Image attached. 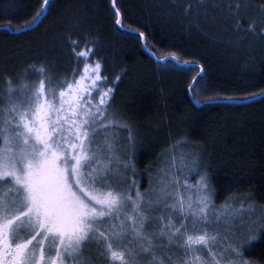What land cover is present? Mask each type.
<instances>
[{
	"label": "snow or ice",
	"instance_id": "snow-or-ice-1",
	"mask_svg": "<svg viewBox=\"0 0 264 264\" xmlns=\"http://www.w3.org/2000/svg\"><path fill=\"white\" fill-rule=\"evenodd\" d=\"M48 4L42 0L24 24L2 27L31 31L47 15ZM118 5L110 0L114 25L123 28ZM247 6L220 0L214 7L225 28L251 33L260 28L264 35V3L259 22L252 17L241 29L238 17ZM183 7L187 18L198 16L206 4L188 0ZM139 37L146 39L143 32ZM65 42L77 59H91L95 40L85 39L81 47L68 27ZM176 58L170 53L156 60L166 65ZM184 64L199 68L189 91L203 88L202 66ZM27 71L38 79L18 77L22 83L14 86L11 75L0 74L6 84L0 95V264H253L243 251L256 239L250 233H264V215L245 225L250 196L238 208L215 206L200 153L182 154L183 180L173 174V158L140 189L132 162L136 139L128 124L121 125L120 113L109 111L114 93L101 76V60L73 68L71 77L53 79L43 63ZM252 95L264 99V88ZM118 126L128 132L123 147L109 132ZM197 172L195 184H189L188 173Z\"/></svg>",
	"mask_w": 264,
	"mask_h": 264
},
{
	"label": "trees",
	"instance_id": "trees-1",
	"mask_svg": "<svg viewBox=\"0 0 264 264\" xmlns=\"http://www.w3.org/2000/svg\"><path fill=\"white\" fill-rule=\"evenodd\" d=\"M41 2L0 0V74L11 75L15 86L22 83L18 77L38 79L27 71L30 65L45 64L57 79L101 60V76L114 93L109 111L119 112L137 137L133 160L143 186L165 152L187 157L198 152L217 204L240 205L250 196L244 206L264 215V99L252 95L264 88L260 28L255 33L225 28L214 7L220 0H205L199 15L187 18L183 6L188 0H119L123 28L114 25L110 0H49L47 15L31 31L2 27L29 21ZM245 2L238 17L241 29L252 17L259 22L264 0ZM68 27L81 47L85 39L96 41L91 59L71 54ZM170 53L177 57L170 63L156 60ZM185 61L202 66L203 88L189 91L199 68L188 70ZM5 91L0 78V95ZM254 236L244 256L264 264V233L257 229Z\"/></svg>",
	"mask_w": 264,
	"mask_h": 264
},
{
	"label": "rangeland",
	"instance_id": "rangeland-1",
	"mask_svg": "<svg viewBox=\"0 0 264 264\" xmlns=\"http://www.w3.org/2000/svg\"><path fill=\"white\" fill-rule=\"evenodd\" d=\"M124 124L123 121H121V125ZM132 129V128H131ZM133 131V129H132ZM109 132L111 133H114L115 136H116V139L118 141V147H123V144H124V141H125V138L128 136V132L126 130H121V127L118 126L116 128H113V129H109ZM133 134L135 136V139H136V144H137V137L133 131ZM136 147V146H135ZM134 152H135V149H134ZM134 154V153H133ZM182 154L185 158H187V156L184 154V153H176L174 155H171L169 156V153L168 155H164L162 157V163H158L155 170H153L150 174H146L147 175V184L145 186H143L141 184V180H140V177L138 175V180H140V183H139V187L141 190H144V189H147L149 187V182H150V178H154V177H157L158 176V170L161 169L162 167H166L167 166V163L170 162L173 158L175 159V162H176V168L175 170L173 171V174L174 175H177V176H180L181 180H183L185 177L181 174V169L179 167L180 165V160L182 158ZM132 162L134 163V160L132 159ZM135 164V163H134ZM136 171L138 174H141V172H139L136 168ZM183 171H187V169H183ZM145 174V173H144ZM200 174L198 173H188V176H187V179H188V183L189 184H195L196 180L198 179ZM195 176V177H194ZM194 177V178H193ZM209 185H210V181H209ZM210 188H211V185H210ZM212 190V188H211ZM213 192V191H212ZM193 195H195V191L193 190ZM213 199V202L215 204V206L217 207H220L221 205H224V204H217L215 201H214V198L212 197ZM230 205L232 207H236L238 208L240 205L238 204H235L234 202H229ZM245 208V211H246V215L244 216V222H245V225H247L249 222H256L258 221L259 217H261V214L259 213V211L257 209H254V207H248L247 205L244 206ZM250 209V210H249ZM240 220L237 219L234 221L235 224L239 225L240 224ZM257 233V230L254 232V233H250V235H256ZM251 243V241L249 243H246L245 245V248ZM94 251V249H93ZM243 255H244V251H243ZM245 259H248L247 257L244 256ZM248 260H251V259H248ZM252 261V260H251ZM253 264H261V263H258V262H255L253 261Z\"/></svg>",
	"mask_w": 264,
	"mask_h": 264
}]
</instances>
